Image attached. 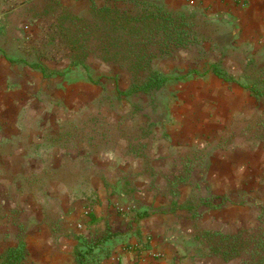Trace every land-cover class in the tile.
<instances>
[{"label": "rangeland", "instance_id": "1", "mask_svg": "<svg viewBox=\"0 0 264 264\" xmlns=\"http://www.w3.org/2000/svg\"><path fill=\"white\" fill-rule=\"evenodd\" d=\"M194 7L169 8L187 15L194 38L153 64L171 80L150 92L121 96L119 91L130 88L129 76L117 75L94 54L64 75L53 73L65 71L72 54L61 40L60 11L87 19L91 3L0 0V46L16 67L9 73L18 79L28 75L27 63H42L53 75L38 100L21 104L15 96L0 105L2 118H8L0 120V130L8 125L17 131L12 140L0 141L4 264H78L79 255H85L84 264L114 256L116 261L121 248L106 244L140 226L149 213L173 215L164 224L178 240V256L242 264L241 258L227 260L211 247L215 233L264 226L259 220L264 208V48L229 38V21ZM90 23L93 39L101 31L96 20ZM213 64L232 80L216 77ZM229 152L234 160L246 156L242 174L247 182L223 192L218 172L221 156ZM214 196L225 197L221 207L201 205L205 199L215 201ZM96 202L103 203V223L102 218L88 221ZM135 235L143 243L138 251L150 249L151 234ZM132 246L127 242L124 251ZM18 248L24 258L8 259L9 251Z\"/></svg>", "mask_w": 264, "mask_h": 264}, {"label": "trees", "instance_id": "2", "mask_svg": "<svg viewBox=\"0 0 264 264\" xmlns=\"http://www.w3.org/2000/svg\"><path fill=\"white\" fill-rule=\"evenodd\" d=\"M75 1L91 3L90 16L86 19V16L77 17L67 9L60 11V22H63L59 26L60 30H63L61 40L72 54L69 57L68 68L53 73L64 75L68 69L83 65L84 60L94 54L98 60L116 70L117 75L125 73L129 76L130 88L125 92L119 91L121 96L150 92L169 82L170 77L153 69V64L156 59L170 56L178 47L187 46L194 39L189 32V24L184 20L187 15L169 10L164 0ZM91 20H96V28L101 31L100 35L93 39L91 32L94 26L90 23ZM94 41L97 45L96 50L91 49ZM27 65L33 69H40L43 75L47 76L46 67L42 63ZM210 69L216 77L226 81L232 80L219 65L213 64V69ZM250 89L257 92L253 87ZM212 198L222 202L215 205L213 203L215 201L205 199L201 205L219 208L225 200V197L219 196ZM261 205L264 207L263 203ZM259 220L264 223V208L259 212ZM111 237L103 238L100 243L91 246L90 250ZM213 239L216 242L211 249L215 253H221L227 260L241 258L242 264H264V226L241 229L234 234L215 233ZM9 252L8 259L14 262H20L24 258L23 248ZM84 256H78V264H84ZM0 261V264H4L7 260Z\"/></svg>", "mask_w": 264, "mask_h": 264}, {"label": "crops", "instance_id": "3", "mask_svg": "<svg viewBox=\"0 0 264 264\" xmlns=\"http://www.w3.org/2000/svg\"><path fill=\"white\" fill-rule=\"evenodd\" d=\"M164 2L167 8H180L191 4L196 6L194 8L199 11H205L210 17L215 16L219 21H229L233 25L232 29L228 31L229 38L264 48V0H164ZM5 52L6 49L0 46V105L9 101L14 102L15 100L12 98L15 96H18V102L21 104L38 100L37 97L40 96L41 87H44L47 82L46 79L51 78L53 75L51 76L47 73V76H45L42 72L31 68L33 69L32 73L31 69L25 66L26 69L23 68L27 70L28 75H21L18 79H15L14 75L9 73V70L10 67L12 69L16 67L14 64L9 63L10 60L8 58L10 57ZM16 89H19V91L16 92ZM5 118L8 119L7 117L2 118L0 114V120ZM6 128H8V125ZM6 128H1L0 130L1 142L12 140L15 136L14 134H17V131L14 133V130H12L13 127L11 130ZM221 157L223 160H221V170L218 172V181L224 187L223 192H228L227 188L232 186L245 185L247 175L242 174V171L246 168V156L239 154L237 160H234L232 153L229 152ZM99 197L102 199L101 195ZM102 204L98 205L97 202L95 203V211L90 213L88 217L89 223L98 222L100 218H102L101 223H103L105 210L104 207L102 208ZM142 210H145V208H140V211ZM161 215L149 213L146 217L141 218L140 226L134 227L133 231H128L126 235H120L115 237L114 240H110L106 245L109 248H121V259L115 261L114 256L104 259L99 264H212L210 258L190 255L186 257L178 256L176 251L178 240L172 236L171 225L164 224L166 219H168L167 217L173 215L169 213H162ZM153 220H158L159 223L154 224L155 221ZM175 226H172L173 231ZM115 231H120L119 227H115ZM136 231L145 237L150 238L149 234L153 236L150 243H148L150 244V249L137 250L138 248L142 249L143 243H140L141 240L135 237ZM164 235L168 237L167 241L161 239ZM175 235L177 236L176 233ZM127 242L133 245L134 250L124 251V245Z\"/></svg>", "mask_w": 264, "mask_h": 264}]
</instances>
